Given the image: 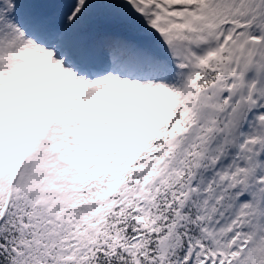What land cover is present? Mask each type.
Wrapping results in <instances>:
<instances>
[{
  "label": "snow or ice",
  "instance_id": "1",
  "mask_svg": "<svg viewBox=\"0 0 264 264\" xmlns=\"http://www.w3.org/2000/svg\"><path fill=\"white\" fill-rule=\"evenodd\" d=\"M0 264H264V0H0Z\"/></svg>",
  "mask_w": 264,
  "mask_h": 264
}]
</instances>
